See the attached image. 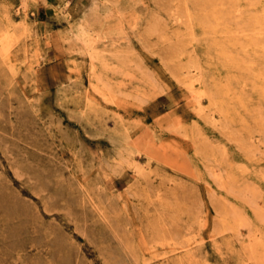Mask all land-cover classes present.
<instances>
[{
	"label": "rangeland",
	"instance_id": "374dc122",
	"mask_svg": "<svg viewBox=\"0 0 264 264\" xmlns=\"http://www.w3.org/2000/svg\"><path fill=\"white\" fill-rule=\"evenodd\" d=\"M0 264H264V0H0Z\"/></svg>",
	"mask_w": 264,
	"mask_h": 264
}]
</instances>
